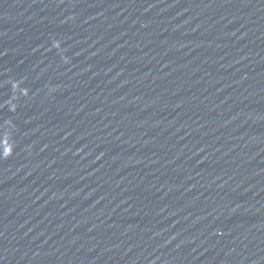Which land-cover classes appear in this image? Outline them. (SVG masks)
Returning a JSON list of instances; mask_svg holds the SVG:
<instances>
[{"label":"water","instance_id":"95a60500","mask_svg":"<svg viewBox=\"0 0 264 264\" xmlns=\"http://www.w3.org/2000/svg\"><path fill=\"white\" fill-rule=\"evenodd\" d=\"M0 264H264V0H0Z\"/></svg>","mask_w":264,"mask_h":264}]
</instances>
